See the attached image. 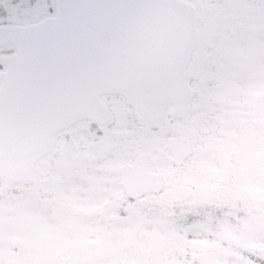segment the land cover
<instances>
[{
  "label": "snow or ice",
  "instance_id": "obj_1",
  "mask_svg": "<svg viewBox=\"0 0 264 264\" xmlns=\"http://www.w3.org/2000/svg\"><path fill=\"white\" fill-rule=\"evenodd\" d=\"M0 264H264V0H0Z\"/></svg>",
  "mask_w": 264,
  "mask_h": 264
}]
</instances>
